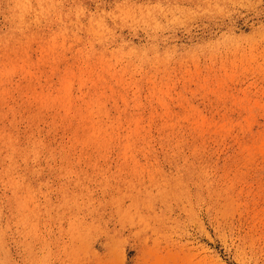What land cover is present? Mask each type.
I'll use <instances>...</instances> for the list:
<instances>
[{"label": "rangeland", "instance_id": "374dc122", "mask_svg": "<svg viewBox=\"0 0 264 264\" xmlns=\"http://www.w3.org/2000/svg\"><path fill=\"white\" fill-rule=\"evenodd\" d=\"M0 264H264V0H0Z\"/></svg>", "mask_w": 264, "mask_h": 264}]
</instances>
